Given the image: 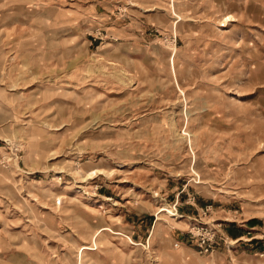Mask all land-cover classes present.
I'll list each match as a JSON object with an SVG mask.
<instances>
[{
	"label": "rangeland",
	"instance_id": "1",
	"mask_svg": "<svg viewBox=\"0 0 264 264\" xmlns=\"http://www.w3.org/2000/svg\"><path fill=\"white\" fill-rule=\"evenodd\" d=\"M0 264H264V0H0Z\"/></svg>",
	"mask_w": 264,
	"mask_h": 264
},
{
	"label": "crops",
	"instance_id": "2",
	"mask_svg": "<svg viewBox=\"0 0 264 264\" xmlns=\"http://www.w3.org/2000/svg\"><path fill=\"white\" fill-rule=\"evenodd\" d=\"M60 9H61V8H60ZM67 10H69V8H65L64 11H67ZM75 25H76V24H70L69 26H70V27H72V26L74 27ZM4 90H5V89H4ZM237 239H239V238H237Z\"/></svg>",
	"mask_w": 264,
	"mask_h": 264
},
{
	"label": "built area",
	"instance_id": "3",
	"mask_svg": "<svg viewBox=\"0 0 264 264\" xmlns=\"http://www.w3.org/2000/svg\"><path fill=\"white\" fill-rule=\"evenodd\" d=\"M202 242H204V240L202 239ZM176 245H178V244H176Z\"/></svg>",
	"mask_w": 264,
	"mask_h": 264
}]
</instances>
